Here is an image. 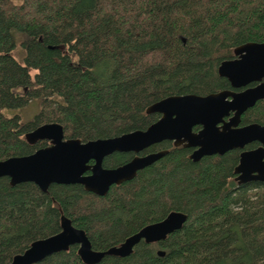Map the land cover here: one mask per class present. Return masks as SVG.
I'll return each instance as SVG.
<instances>
[{"label":"trees","instance_id":"trees-1","mask_svg":"<svg viewBox=\"0 0 264 264\" xmlns=\"http://www.w3.org/2000/svg\"><path fill=\"white\" fill-rule=\"evenodd\" d=\"M247 41H264V0H0V159L47 145L24 135L43 122L81 140L144 129L159 116L147 106L164 96L229 87L217 66ZM36 98L39 110L22 121L15 110ZM241 118L264 124V98ZM163 146L104 195L0 176V263L57 232L62 213L105 249L178 209L187 219L165 239L94 264H264V180L237 181L240 149L193 160L182 144ZM33 264L86 263L72 244Z\"/></svg>","mask_w":264,"mask_h":264},{"label":"water","instance_id":"water-1","mask_svg":"<svg viewBox=\"0 0 264 264\" xmlns=\"http://www.w3.org/2000/svg\"><path fill=\"white\" fill-rule=\"evenodd\" d=\"M217 72L229 81L231 88L205 94L187 92L164 96L147 106V112H159L160 116L144 129L81 140L65 137L59 122H43L24 135L30 143L39 139L49 143L27 154L0 159V176H8L11 185L32 181L42 191L51 183H80L86 190L104 195L111 184L132 178L138 169L163 156L167 149L135 155L114 167L102 165L106 155L113 151L137 152L154 142L169 139L175 145L194 147L189 154L193 160L257 141V146L241 150L234 171L238 182L264 180V124L252 121L239 125L242 113L264 98V41H247L235 46L233 56L222 59ZM196 125L199 128L195 130ZM186 219L185 212L172 209L163 218L127 235L120 243L94 249L85 230L62 213L57 232L32 240L27 248L0 264H33L72 244H77V253L84 263L94 264L107 254H130L140 240H163L181 228ZM158 253L164 251L158 250Z\"/></svg>","mask_w":264,"mask_h":264},{"label":"flooded vegetation","instance_id":"flooded-vegetation-1","mask_svg":"<svg viewBox=\"0 0 264 264\" xmlns=\"http://www.w3.org/2000/svg\"><path fill=\"white\" fill-rule=\"evenodd\" d=\"M229 82V81H228ZM250 84H253V82L252 83H250ZM226 88H231L230 87V84H229V87H226ZM242 88V87H241ZM241 88H234V89H236V90H238V89H241ZM223 89V88H222ZM247 110V109H246ZM245 110V111H246ZM244 111V112H245ZM243 112V113H244ZM159 113V112H158ZM242 113V114H243ZM159 116H160V113H159ZM158 116V117H159ZM242 116V115H241ZM228 117H225V119H227ZM249 122H252V121H249ZM249 122H244L243 120H242V118H241V120H240V122H239V125H242V124H246V123H249ZM199 128V126L198 125H196V126H194V129L196 130V129H198ZM165 141H169V142H171V143H173V141L172 140H169V139H163V140H160V141H157V142H154V143H152V144H150V145H148V146H146V147H144L143 149H141V150H139V151H137V152H135V151H132V150H130V151H123V152H132V155H131V157L128 159V160H130L133 156H135V155H143V154H146V153H149V152H152V151H157V150H160V149H167V151H168V148H166V147H164L163 146V143L165 142ZM49 143V142H48ZM251 143H254V145H252V146H250V144ZM175 145V144H174ZM180 145V144H179ZM183 145V144H182ZM258 145V142L257 141H252V142H249V143H247L246 145H244V147H242V148H239L240 149V151H239V154H240V152H241V150H243V149H248V148H252V147H255V146H257ZM184 146V145H183ZM185 147H188V148H190V151L192 152V150L194 149V147H189V146H185ZM238 148V147H237ZM114 152V151H113ZM190 152V153H191ZM167 153V152H166ZM111 154V153H110ZM109 155V154H108ZM108 155H106V156H108ZM105 156V157H106ZM104 157V158H105ZM104 158H103V161H104ZM159 159V158H158ZM128 160H126L125 162H127ZM102 161V165L103 166H105V167H114V166H117V165H113V166H107V165H104V162ZM156 161V160H155ZM238 161H239V159H238ZM90 162H93V160H90ZM125 162H123V163H125ZM123 163H121V164H123ZM118 165H120V164H118ZM139 170V169H138ZM137 170V171H138ZM236 175H237V173H236ZM112 185V184H111ZM110 185V186H111Z\"/></svg>","mask_w":264,"mask_h":264},{"label":"rangeland","instance_id":"rangeland-1","mask_svg":"<svg viewBox=\"0 0 264 264\" xmlns=\"http://www.w3.org/2000/svg\"><path fill=\"white\" fill-rule=\"evenodd\" d=\"M14 1H20V0H14ZM14 54L16 56L19 55L18 49L14 50ZM39 108H40V100L36 98L30 100L23 107L17 108L15 111L19 113L21 120L25 121L31 119L34 116V114L39 110Z\"/></svg>","mask_w":264,"mask_h":264}]
</instances>
